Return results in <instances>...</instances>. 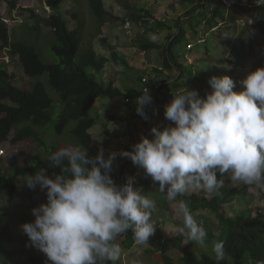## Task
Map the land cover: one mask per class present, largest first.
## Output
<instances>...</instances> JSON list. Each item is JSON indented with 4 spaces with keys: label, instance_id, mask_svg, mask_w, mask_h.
I'll list each match as a JSON object with an SVG mask.
<instances>
[{
    "label": "clouds",
    "instance_id": "1",
    "mask_svg": "<svg viewBox=\"0 0 264 264\" xmlns=\"http://www.w3.org/2000/svg\"><path fill=\"white\" fill-rule=\"evenodd\" d=\"M248 1L249 11L256 13L255 16L234 18L233 14L228 13L234 7L227 9L221 0L224 19L218 20L211 28L204 21L198 28V34L193 30L196 42L190 41L187 36L189 44L185 59L195 74L197 66L192 53L207 42L206 37L210 32L235 27L241 31L263 32L257 6L264 5V0ZM44 4V12L47 13L49 9L51 13L41 16L50 17L53 11ZM241 19L250 23L254 21V24L242 26L239 24ZM3 21L10 24L7 18ZM219 23L226 26L214 30ZM200 39L204 43L198 44ZM256 41H259V37ZM189 45H194L193 49H189ZM261 51L264 55V46ZM205 56L210 67L217 65L213 63L211 54ZM3 62L8 65L11 59L7 57ZM257 63L258 60L255 65ZM233 64L237 66L236 62ZM254 66L255 71L240 81L242 91L238 92L235 76H213L208 81L212 91L206 93L204 98H200L195 90L184 89L183 83L172 87L182 78L178 70L170 73L174 76L173 80L156 79V74L152 73V76L155 75L148 78L150 80L142 86L141 94L135 100L136 117L130 123L134 135L140 133L144 126L148 138L142 137L141 142L132 146V151H113L106 158L103 149L95 157H89V152L83 147L61 148L48 157L51 165L60 167L59 174L53 173L50 178L47 170L41 168L35 175L26 176L25 183L29 189L34 190L39 186L46 193V203L32 209L34 220L20 226L28 237V246L45 254L50 264H116L122 253L119 244L123 242L130 248L136 244H146L152 248L151 252L158 251L150 242V236L159 225L155 226L152 221L156 201L144 194L146 187L142 183H138L142 185L140 188L136 187L134 178L129 177L130 174H139L137 166L144 170L145 176L150 177L154 185H158L159 192L165 194L168 201H176L175 211L183 220L182 227H172L173 231L181 233L176 239H182V245H187L185 242L188 240L193 249L194 242L203 246L207 239L205 226L208 221L197 218L196 214L200 211L192 214L188 203L184 199L178 200V197L188 193L215 199L224 190L248 187L246 195H236L246 199L250 185L264 188V62L260 68L255 69ZM154 84L156 91L162 87L159 103L156 94L151 96ZM176 86L179 87L177 90ZM164 92L170 93L172 98L161 96ZM152 115H157L160 121H167L168 127L164 123L158 124L156 119L151 120ZM169 121L174 126H170ZM162 125L165 127L163 130ZM137 128L140 130L137 131ZM4 143L0 145V155L6 153V146L1 147ZM114 162L120 163L117 169H113ZM119 171H123L122 185L117 184L111 176V173ZM218 173L221 176L227 173L232 181L245 186L221 189L225 182L217 178ZM196 191L211 194L206 196L205 193H194ZM234 199L219 206L218 210L224 212V208ZM247 201L248 205L251 204V199L247 198ZM247 209L254 216L258 213L264 215L260 210ZM128 231L133 233L134 239L121 238ZM212 250L217 262L225 259L224 241L214 242ZM255 264H264V260H258Z\"/></svg>",
    "mask_w": 264,
    "mask_h": 264
},
{
    "label": "trees",
    "instance_id": "2",
    "mask_svg": "<svg viewBox=\"0 0 264 264\" xmlns=\"http://www.w3.org/2000/svg\"><path fill=\"white\" fill-rule=\"evenodd\" d=\"M18 1L0 0V6L6 2L10 4L12 9H15ZM64 1L46 0L47 6L53 11L50 17H43L37 15L34 10H28L30 17L36 20L35 29H40L42 25L52 31L51 34L54 39L52 51L61 58V64L47 63L35 47L23 42H13L6 25L0 23V59L4 58V55L9 52L12 59L18 58L25 75L33 81L32 90L30 92L24 91L16 85V77L9 72L7 64L3 62L0 65V145L8 142L12 137V143L32 141L36 144L42 143L44 146V141L40 137L37 127L47 125L52 121L51 111L54 108L55 100L48 93L45 83L40 81L39 78L48 74L49 83L60 99V113L54 126L58 135H64L70 124L73 123L72 121L78 124L87 119L98 99H121L124 110L123 118L130 120L124 131L126 135H131L132 138L127 151H132V146L141 142L140 136L134 135L130 127L131 121L136 117L135 100L141 94V89L128 88L123 91L116 87L113 82L106 86L103 82L98 81L97 75L104 70L105 65L109 63V59L100 56L93 46L88 49L81 62L76 60L83 37L80 36L78 29L71 30L67 21L58 12ZM88 1L99 22L97 32H102L105 27L116 22L129 23L140 28L132 39V47L143 52L159 50L163 55L165 66L163 64H152L153 71L157 76L156 79L173 80L174 76L170 74L173 70H178L181 77L187 72L188 81L182 82L185 84L183 88L195 90L200 98H204L206 93L212 91L208 83L211 77L231 76L227 68L219 65L210 67L211 72L208 71L210 68L196 69L195 74L192 67H188L181 61L183 58L185 59L187 53L183 52L181 54L177 49L184 39L187 41V45L189 44L181 19L176 24L177 33H173L174 29L168 26L166 20H160L149 11L137 9L129 1H123L127 11V14L123 16H117L107 10L103 0ZM191 2L194 4L186 16L190 17L189 20L197 21L192 27L196 34H198V28L204 21L207 23V27L211 28L218 20L224 19V8L221 0H191ZM257 7L261 17L260 29L264 32V5H258ZM81 29L82 27L79 30ZM157 31L159 35L160 32H170L169 41L163 44L148 37L149 34L156 36ZM109 49L112 52L114 62L122 61L116 53L115 47L109 46ZM263 62L264 55L261 51L258 63L254 66L255 69L262 67ZM88 68L93 69L95 73L90 75L87 72ZM206 84L209 86L208 89L204 87ZM156 87L155 84L152 85L151 96L153 97L156 94L157 103H159V92L162 93V87L157 91ZM178 88L176 86L175 89ZM233 90L236 91V88ZM161 96L168 99L172 98V95L167 92H164ZM7 101L12 104L9 105ZM21 125L23 128L13 133V130ZM144 125H147V122H144ZM80 129L79 127L72 128L70 132L77 139L79 146L86 148L95 157L100 148L93 147L94 137L90 132ZM138 130L140 128H137ZM35 160L37 161L30 165L12 162V171L3 169L0 166V191L9 192L14 196L17 189V178L28 173H36L41 168L47 170L46 174L50 178L53 173L59 174L61 171L60 167L45 162L39 156L35 157ZM122 172L111 173L114 181L121 185L124 184L123 179H121ZM151 184H153L152 180L147 179L144 181L143 186L146 187ZM247 191L248 187L224 190L215 199L188 193L178 197V200L184 199L188 203L192 214L201 210H211L216 213L222 231L219 236H216L213 231L208 232L203 246L193 243L195 245L193 251L183 247L182 239L165 240L159 231V225H157L154 234L150 236V242L154 249L161 252L162 264H244L247 261L255 264L258 260H264V215L258 213L257 216H254L251 210L246 209L239 215L230 217L222 209L218 210L219 206L230 202L238 193L246 195L245 192ZM3 216L4 214H1L2 219L5 218ZM33 220L34 217L25 216L23 224ZM121 238L134 239L131 231L122 235ZM16 239L18 238L12 229L11 223L2 222L0 224V264H18L16 259H19L24 250L17 246ZM216 241H224L226 255L225 259L220 262H217L212 250V245ZM172 250L176 251V256L170 255ZM30 260L32 264H50L43 253L34 254L30 257Z\"/></svg>",
    "mask_w": 264,
    "mask_h": 264
},
{
    "label": "rangeland",
    "instance_id": "3",
    "mask_svg": "<svg viewBox=\"0 0 264 264\" xmlns=\"http://www.w3.org/2000/svg\"><path fill=\"white\" fill-rule=\"evenodd\" d=\"M103 1L106 9L117 16L127 14L123 1H129V3L137 9L149 11L153 16H156L159 19L165 20V18H170L168 21L172 25L176 22V16L174 17L171 14H166V12L169 11L168 9H172L171 5H176L179 8L183 5L181 0H159L162 2L163 7H165V9H163L162 7H159L160 5L157 4V1L155 0ZM44 3H46V0H19L17 7L12 9L10 4L5 2L0 7V23H4L6 25L9 30V36L13 42H23L29 46L35 47L43 60L47 63L61 64V58L55 55L52 51V46L54 44V39L51 34L52 31L45 26L40 27V29H35L36 20H33V18L29 15L28 10H34L37 15L48 16L49 14L44 12L46 10ZM183 7L188 8V5L184 4ZM248 7V0L246 2L244 0H238L234 9L228 13L233 14L234 18L242 16L248 17L251 16V14L255 16L256 13H252L253 11L250 12ZM60 8L61 9H59L58 12L67 21L70 29H78L80 36L83 37V42L79 47L76 60L81 62L83 56L87 53L91 46H93L100 56H105L109 59V63L105 65L104 70L97 75L98 81L103 82L106 86L110 84V82H113L116 87H119L123 91H126L128 88L140 90L143 85H147L150 80L148 78L152 76V73H155L151 65H160L164 63L163 55L159 50H149L143 52L132 47V39L140 29L138 26H134L129 23L116 22L105 27L102 32H97V29H99V22L97 21V17L93 13L88 0H65ZM172 12L173 11L171 10V13ZM167 15H169V17ZM6 18L10 20V24L3 21V19ZM196 22L197 21L193 19L183 22V27L186 33H189L187 30L189 27L185 24L188 23L191 27H193ZM81 27L82 29L79 30ZM177 31L178 30L176 29L173 33H177ZM239 31L240 29H236L235 27L232 29L210 32L206 37L207 42L203 46H198L192 53V57L196 59L195 67L197 66V69L210 68L208 59L205 56L207 53H211L214 64L228 67L232 78L235 76V81L238 84V92L243 90L240 81L243 80L247 74L255 71L253 66L260 56L261 47L264 46V32L246 29L241 32ZM157 33L158 34L156 36L154 34H149L148 37L151 39L155 37V39H153L154 41L161 42L163 44L169 41V35H164L163 32H160L159 35L158 31ZM257 37H259V41H256ZM191 40L192 42H196L197 38L193 37V34H190V41ZM216 42L221 43L215 47L213 44ZM108 45L115 47L116 53L123 62L119 61L116 63L113 61L112 52ZM207 49H210V51L208 52ZM216 49L217 51L215 52ZM177 51L181 54H183V52L187 53V41L185 39L181 41ZM4 56L5 59L7 57L11 59V63L7 66L9 72L13 73L16 77V85L24 91L30 92L32 81L25 75L18 60L12 59L9 52H7ZM5 59H1V65ZM202 59L206 60L201 61ZM181 61L187 64V59L183 58ZM235 62L237 63V66L233 64ZM163 66H165V64H163ZM187 66L189 67L188 64ZM211 68L208 69V71L211 72ZM87 72L90 75L95 73L91 68H88ZM187 75L188 74L186 72L178 82L172 85V87L182 83L183 81H188ZM39 80L45 83L48 93L55 100L54 108L51 111L53 116L52 121L47 125L37 127L40 137L44 141V146L42 143L36 144L32 141L12 143L11 137L10 141L1 146L2 148L6 146L4 148L6 151L5 155H0V166L3 167V169L12 171V162H19L22 165H30L37 161L35 160V157L37 156L43 158L45 162L51 164L48 157L53 152L61 148L80 147L77 139L70 132L72 128L74 129L76 127L81 128L80 130L83 129L89 131L93 135V147L103 149L105 158L107 157V154L109 155V153L113 151H127L128 146L131 143V135H126L124 131L125 126L128 125L130 120L128 118H123L124 110L123 101L121 99H98L95 103V107L87 119L78 124L72 121L73 123L70 124L65 134L60 136L56 133L54 128L60 113V99L49 83L48 74L40 77ZM204 87L207 88V86ZM7 103L9 105L12 104L9 101H7ZM155 119L158 124L164 123V126L168 127L167 121H160L157 115H152L151 120L154 121ZM169 122L171 123L170 126H174L171 121ZM164 126L162 125L161 130L165 128ZM22 128V125L18 126L13 130V133ZM145 132L146 129L143 126L141 132L137 133L136 136H140L142 140V137H147V133L145 134ZM88 156L94 157V155L90 152L88 153ZM121 159L125 158L121 157ZM119 165L120 163L116 164L114 162L113 169H117ZM137 170L139 173L138 175L132 176L130 174L129 177L134 178V186L139 187L142 185H138V183L143 184L144 181L150 177H146L144 170L139 166H137ZM32 175H35V173H28L23 177L17 178V189L14 196H12L9 192H5L3 190L0 191V224L2 222L11 223L12 229L18 238L16 239V244L24 250V252H22L19 256L20 260L16 259V263L18 264L19 262L20 264H32L30 257L34 254L42 253L34 247L28 246V237L20 228L23 224V218L25 216L34 217L32 215L33 208L38 207L42 203H46V193L41 191L39 186H37L34 190L27 187L25 183L26 176ZM217 178L223 179L225 182L221 189L242 188L245 186V184L241 182L232 181L228 177L227 173L223 176L218 173ZM250 186V191L246 197L251 199V204L248 205L247 198L244 199L243 196H236V198L224 208L225 214L233 216L247 208L260 210L264 213V188L257 187L255 185ZM143 192L145 195H148L156 201V207L152 210V221L155 226L156 224H159L160 232L164 238H166V240H173L180 236L181 233L172 230L174 225L183 226L182 216L177 215L175 211L177 206L176 201H168L165 194L159 192L158 185L151 184L146 186V189H143ZM194 193H205L206 196L211 194L206 191H196ZM1 214H4V219H2ZM196 217L204 221H208V225L205 226L207 234L208 232L213 231L216 236L220 235L222 231L221 225L218 222V216L214 212L210 210L200 211L196 214ZM185 243L187 245L183 244V246L194 251L193 247L189 246L190 244L188 240ZM119 245L122 249V253L116 264H160L163 261L160 252H151L152 248L150 245H147V247L146 244H136L133 248H130L128 245L126 246L124 242ZM170 255L176 256L177 253L175 250H172L170 251ZM107 264H111V262H107ZM244 264L252 263L247 261Z\"/></svg>",
    "mask_w": 264,
    "mask_h": 264
},
{
    "label": "crops",
    "instance_id": "4",
    "mask_svg": "<svg viewBox=\"0 0 264 264\" xmlns=\"http://www.w3.org/2000/svg\"><path fill=\"white\" fill-rule=\"evenodd\" d=\"M155 1H157V4H159L160 6L159 7H162L163 9H165V7H163V5H162V2L161 1H159V0H155ZM178 1H180V0H178ZM182 1V3H183V5L184 4H186V5H188V8H185V7H183V5H181V7L179 8L178 6H176V5H171L172 6V13H171V10L170 9H168L169 11L168 12H166V14H171V15H173L174 17H175V19H176V22H174V24L172 25V24H170V22L168 21V20H170V18H168L166 21H167V24H168V26L169 27H172L173 29H174V31L176 30V24H177V21L179 20V19H182V21H184V22H187V21H189V19H190V17H187L186 16V14L191 10V8H192V6H193V2H191V0H181ZM179 9H180V11H179ZM179 11V12H178ZM170 12V13H169ZM157 13H161V12H157ZM179 13V14H178ZM178 14V15H177ZM169 15H167L168 17H169ZM166 19V18H165ZM160 20H163V19H160ZM185 25H187V27H189L187 30H188V32L189 33H187V36H188V38L190 37V34L192 35H195L194 33H193V29H192V27L188 24V23H186ZM200 29V28H199ZM198 29V30H199ZM173 31V32H174ZM239 32H241V30L239 31ZM164 33V35H169V33L170 32H168V31H164L163 32ZM221 42H216L215 44H214V46L216 47L218 44H220ZM210 51V49H208V52ZM217 51V49L215 50V52ZM210 54L211 53H208V55L210 56ZM211 57H212V55H211Z\"/></svg>",
    "mask_w": 264,
    "mask_h": 264
},
{
    "label": "built area",
    "instance_id": "5",
    "mask_svg": "<svg viewBox=\"0 0 264 264\" xmlns=\"http://www.w3.org/2000/svg\"><path fill=\"white\" fill-rule=\"evenodd\" d=\"M222 3H223V5H224L227 9H233V7L237 4V3H236V0H222ZM50 13H51V11L48 9V10H47V14H50ZM252 21H253V20H252ZM247 23H249L250 25H253V24H254V21H253L252 23H250V21L248 22V21H246V20H244V19H241V20L239 21V24L242 25V26H246ZM225 26H226L225 23H219L218 26H217V28H215L214 30H217L218 28L225 27ZM202 43H204V40L200 39V40L198 41V44H202ZM193 47H194V45H189L188 48H189V49H193Z\"/></svg>",
    "mask_w": 264,
    "mask_h": 264
}]
</instances>
